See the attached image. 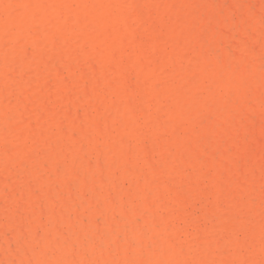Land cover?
<instances>
[{"label": "bare ground", "instance_id": "bare-ground-1", "mask_svg": "<svg viewBox=\"0 0 264 264\" xmlns=\"http://www.w3.org/2000/svg\"><path fill=\"white\" fill-rule=\"evenodd\" d=\"M4 209L0 264H264V3L0 0Z\"/></svg>", "mask_w": 264, "mask_h": 264}, {"label": "rangeland", "instance_id": "rangeland-1", "mask_svg": "<svg viewBox=\"0 0 264 264\" xmlns=\"http://www.w3.org/2000/svg\"><path fill=\"white\" fill-rule=\"evenodd\" d=\"M209 1H211V0H209ZM219 1H222V0H219ZM254 1H256V0H250V2L247 0V2L248 3H254ZM258 1V3H259V1H260V4L261 3H264V0H257ZM246 19H248V21L251 19V21H252V18H250V17H248V18H246ZM27 46V45H26ZM25 46V47H26ZM29 46H27V48H28ZM28 62H30V61H27V65H28V67H29V64L30 63H28ZM27 65H26V67H27ZM30 66H31V64H30ZM27 67V68H28ZM80 147H81V149H83L84 151H85V149H84V144H80ZM69 148L70 147H67V148H63V149H61L62 151H59V150H56L54 153L55 154H57V157H56V155H54L55 157H53L54 159L55 158H59L58 159V161H60V165H62L64 168H67V169H70L71 168V166H73L74 165V167H76V166H78V164H80L79 162H81V164L79 165V166H83L82 168H89V164L91 163V165H94L95 164V158H93V157H91L90 155H83L84 157H86V159L84 158V159H82L81 161H78L77 163H75V164H73L74 162H72L71 160H69V159H67L64 155H66V154H68L69 153ZM62 152H65V153H62ZM64 154V155H63ZM63 156L65 157V160L63 159ZM68 156V155H67ZM92 158V159H91ZM87 159H88V161L90 162H88L87 161ZM69 161V162H68ZM87 161V162H86ZM62 162V163H61ZM65 162H67V163H65ZM89 163V164H88ZM73 167V168H74ZM45 169H47V170H43L41 173H42V175H43V186H42V189H40L38 192H37V194H38V196H41V197H38V199L40 200H37V202L38 203H40V204H46V205H48L47 207L48 208H50L51 209V207L52 206H54V204H55V202H57L58 201V194H61L62 193V190H61V188L59 187V185H56V184H54L53 182H52V184L50 183V180L51 179H53V177H54V174L53 173H51L52 172V166H51V163L50 162H47L46 163V165H45ZM51 169V170H50ZM86 176H84L85 177V182H84V185L85 184H87V185H85V186H82V184H80V182H78V181H76V180H74V179H72L71 181H70V187H71V191L78 197V200H81L80 201V203L82 204H85L87 201H88V199H90V189H89V174L88 173H86L85 174ZM48 177H51V179H47ZM87 179H89V180H87ZM29 183H31L30 181H29ZM126 186H127V183L125 184ZM48 186H49V188H50V190H51V198L53 197V199H51V201L50 200H47V198L44 196V190L45 189H47L48 188ZM56 186V187H55ZM44 187V188H43ZM57 188V189H56ZM80 189V190H79ZM85 190L84 192H85V196L87 197V200L85 199L86 197H84V194L82 193V192H80V191H82V190ZM78 190V192H75V191H77ZM81 193H82V195H81ZM53 195V196H52ZM64 197L66 198L67 196L66 195H64ZM66 199H68V197L66 198ZM82 199H84V200H82ZM67 201H69V199L67 200ZM41 202H43V203H41ZM67 203V205H66V207H61V211H63L64 213H67L69 210H68V208H69V202H66ZM56 206V205H55ZM68 206V207H67ZM4 211V212H3ZM57 211H59L58 209L56 210V211H54L55 213H57ZM18 212H19V214H18ZM12 213V214H11ZM7 215V214H10L11 215V217L14 219V217H17V218H15V220H17L18 221V224H19V227L21 228V225H23L24 224V217L22 216V212L20 211V210H17V211H13L12 210V212H11V210H6V209H4V210H1L0 211V224L1 223H3V225H1L0 226V237L2 238V239H5V236H9V235H5V231H4V224H5V220L2 218L3 216L2 215ZM85 214H86V218H85V224H86V226L83 228H81V230H82V233H85V234H88V236H89V238H91V240H93V239H95L94 238V236L92 235L93 234V232H92V230H93V226H91L90 225V211H86L85 212ZM129 218L131 219V215H129ZM102 218H100L99 219V221H98V223H101L102 222V220H101ZM20 220H22V222H20ZM32 223H33V228H32V231L31 232H27L26 231V229H25V227H24V225L22 226L23 228L21 229V230H23L24 232H26V234L25 235H23L22 234V236L24 237V238H35L34 236H35V234H37V233H39L38 235L39 236H37V239L38 238H40L41 236H43V231L37 226V219H36V217H33L32 218ZM56 222H58L57 224H55L56 225V227L58 228V229H61L62 230V228L64 229V226L59 222V220H57L56 219V221H55V223ZM90 227V228H89ZM86 228V229H85ZM88 229H90V230H88ZM22 231V232H23ZM103 232H102V235H103V237L106 239H109L111 236H112V231L111 230H108V229H104V230H102ZM23 232V233H24ZM37 232V233H36ZM112 233V234H111ZM92 237H93V239H92ZM26 238V239H27ZM36 239V238H35ZM17 245H15V244H12V249H13V251H7V256L9 255V257H8V259H10V260H13L15 257H16V255L17 256H20V250H19V248H17L16 247ZM16 251H18V252H16ZM13 252L15 253L14 255H13ZM17 253V254H16ZM11 256V257H10ZM13 258V259H12ZM3 264V263H2ZM4 264H8V263H6V262H4Z\"/></svg>", "mask_w": 264, "mask_h": 264}]
</instances>
